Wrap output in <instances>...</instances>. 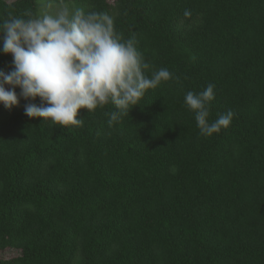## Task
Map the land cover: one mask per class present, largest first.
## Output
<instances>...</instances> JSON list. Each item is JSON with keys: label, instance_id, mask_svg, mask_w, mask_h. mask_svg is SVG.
Instances as JSON below:
<instances>
[{"label": "trees", "instance_id": "16d2710c", "mask_svg": "<svg viewBox=\"0 0 264 264\" xmlns=\"http://www.w3.org/2000/svg\"><path fill=\"white\" fill-rule=\"evenodd\" d=\"M69 1L173 78L111 126V103L66 128L25 115L39 97L0 104V252H19L0 264H264V0ZM208 84L209 123L234 115L203 136L184 97Z\"/></svg>", "mask_w": 264, "mask_h": 264}, {"label": "clouds", "instance_id": "9594fccd", "mask_svg": "<svg viewBox=\"0 0 264 264\" xmlns=\"http://www.w3.org/2000/svg\"><path fill=\"white\" fill-rule=\"evenodd\" d=\"M190 15L185 10L184 16ZM0 31L3 52L13 58V70L0 71V104L11 109L20 98L39 97L40 106L28 103L24 113L53 126H81V109L91 112L109 103L116 109L109 114L111 126L129 116L146 91L173 78L166 68L147 75L150 65L137 51L135 39L118 34L111 16L85 12L68 0L49 2L36 14L26 10L21 16L0 17ZM213 99V84L199 93L188 91L184 97L203 136L220 132L233 119L234 113L228 110L209 123Z\"/></svg>", "mask_w": 264, "mask_h": 264}, {"label": "rangeland", "instance_id": "374dc122", "mask_svg": "<svg viewBox=\"0 0 264 264\" xmlns=\"http://www.w3.org/2000/svg\"><path fill=\"white\" fill-rule=\"evenodd\" d=\"M6 1H12V0H6ZM107 1L110 2V3H112L114 0H107ZM49 2H54V0H41V1H38L36 3L37 9H38L37 12H39L41 10V8L43 6H45L46 4H48ZM68 2L71 4V6H73L72 3L69 0H68ZM18 255H19V252L16 251V250L6 249L5 251H1L0 252V258H6V259H8V258L16 257Z\"/></svg>", "mask_w": 264, "mask_h": 264}]
</instances>
